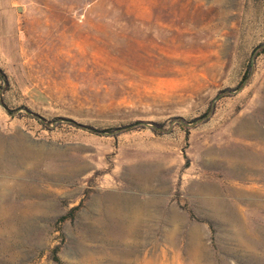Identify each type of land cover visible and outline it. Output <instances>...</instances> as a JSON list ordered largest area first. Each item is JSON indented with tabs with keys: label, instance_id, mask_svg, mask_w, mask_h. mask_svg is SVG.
I'll list each match as a JSON object with an SVG mask.
<instances>
[{
	"label": "rangeland",
	"instance_id": "1",
	"mask_svg": "<svg viewBox=\"0 0 264 264\" xmlns=\"http://www.w3.org/2000/svg\"><path fill=\"white\" fill-rule=\"evenodd\" d=\"M0 71V264H264V0H0Z\"/></svg>",
	"mask_w": 264,
	"mask_h": 264
},
{
	"label": "bare ground",
	"instance_id": "2",
	"mask_svg": "<svg viewBox=\"0 0 264 264\" xmlns=\"http://www.w3.org/2000/svg\"><path fill=\"white\" fill-rule=\"evenodd\" d=\"M248 129V128H247ZM239 135L240 136H247L248 134H249V131L248 130H245V128H241L240 130H239ZM251 135V134H250ZM258 146V145H257ZM226 155H232L231 153H226ZM240 155V154H239ZM248 158H249V160L251 161V163H252V165H253V163H254V159H252L251 157H250V154H248ZM258 160H259V158H258ZM242 164H244V163H242ZM256 164V163H255ZM246 167V166H245ZM248 167V166H247ZM246 167V168H247ZM250 167V166H249ZM112 200H115V199H113L112 198ZM112 200H110V201H112ZM118 200V199H117ZM121 202V201H120ZM125 202H126V200H125ZM130 202V201H129ZM133 202V201H132ZM136 202V201H135ZM118 203V202H117ZM116 202H112V204H110V205H108V210L109 211H111V213L112 214H116V213H119L120 212V208H117L118 206V204H117ZM130 204H132V203H130ZM129 204V205H130ZM128 205V204H127ZM128 205V206H129ZM137 205H138V203H137ZM140 205V204H139ZM1 206V205H0ZM9 206H10V208L11 209H14V210H18L19 208H18V206L16 205V204H13V203H10L9 204ZM140 207H141V205H140ZM136 208V207H135ZM134 208V211H133V217L135 218V220L138 218V214H137V212H139V211H136V209ZM141 209V208H140ZM16 210V211H17ZM138 210H139V207H138ZM143 210V209H142ZM12 212V211H11ZM18 213V212H17ZM130 213V212H129ZM142 212H140V214H141ZM1 215H3V213H1ZM29 215V211L25 208V209H23L22 211H20V215L16 218V220H22V219H25L27 216ZM130 215V214H129ZM128 215V216H129ZM143 215V214H142ZM130 217V216H129ZM132 217V216H131ZM139 217H141V216H139ZM123 219V218H122ZM139 219H141V218H139ZM127 220V219H126ZM134 221V220H133ZM131 223L130 224H128V222H127V224H120L121 226H122V229L123 230H125L126 232L127 231H129V234H131L130 233V230H131V228H134L133 226V224L136 222H132V221H130ZM140 222H141V220H140ZM139 221L137 222V224H139L140 223ZM119 223V222H118ZM133 223V224H132ZM136 224V223H135ZM136 224V225H137ZM121 226H120V228H121ZM139 228V227H138ZM132 230H136V229H132ZM15 232H16V230H15ZM136 232V231H135ZM16 234V233H15ZM19 234V233H18ZM132 234H134V233H132ZM18 236V235H17ZM130 236V235H129ZM134 236V235H133ZM126 239V238H125ZM94 264V263H93ZM139 264V263H138Z\"/></svg>",
	"mask_w": 264,
	"mask_h": 264
},
{
	"label": "trees",
	"instance_id": "3",
	"mask_svg": "<svg viewBox=\"0 0 264 264\" xmlns=\"http://www.w3.org/2000/svg\"><path fill=\"white\" fill-rule=\"evenodd\" d=\"M247 77H248V74L244 76L243 81L241 82V84H243V82L247 79ZM0 79H1L3 82L6 81V78H5V76L2 74L1 71H0ZM72 124H74L75 126H77V127H79V128H82V129L86 130L87 132H89V133H91V134L98 135V136H104V135H107V134H111V133H113L114 131L124 130V129H126V128H130V127H131V126H129V127H124L123 129L99 130V129L92 128V127H88V126H81V125H78V124L75 123V122H72ZM179 124H180V123H179ZM159 128H161V125H160V124H153V127H152L151 130H152L153 132H157V129H159ZM79 207H80V205H77V206L71 208V209L69 210V212H68L66 215L62 216V217L59 219V222H64V221H66V220H68V219H72L73 216H74V214H75V212L79 209ZM56 253H57V251L54 250V251H53V256H52V258H53V260H54L55 262L59 263V259H58L57 255H56Z\"/></svg>",
	"mask_w": 264,
	"mask_h": 264
},
{
	"label": "water",
	"instance_id": "4",
	"mask_svg": "<svg viewBox=\"0 0 264 264\" xmlns=\"http://www.w3.org/2000/svg\"><path fill=\"white\" fill-rule=\"evenodd\" d=\"M20 11V10H19Z\"/></svg>",
	"mask_w": 264,
	"mask_h": 264
}]
</instances>
